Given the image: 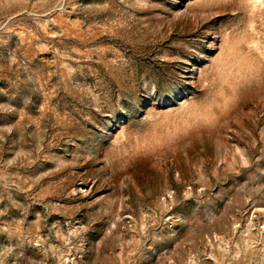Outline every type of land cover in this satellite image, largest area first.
Instances as JSON below:
<instances>
[{"label":"rangeland","instance_id":"374dc122","mask_svg":"<svg viewBox=\"0 0 264 264\" xmlns=\"http://www.w3.org/2000/svg\"><path fill=\"white\" fill-rule=\"evenodd\" d=\"M0 264H264V0H0Z\"/></svg>","mask_w":264,"mask_h":264}]
</instances>
